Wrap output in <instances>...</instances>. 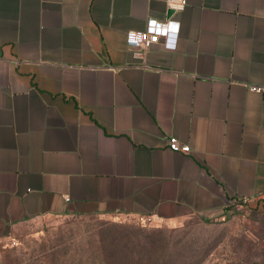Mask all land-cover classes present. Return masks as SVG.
<instances>
[{"label":"crops","instance_id":"0c3cea01","mask_svg":"<svg viewBox=\"0 0 264 264\" xmlns=\"http://www.w3.org/2000/svg\"><path fill=\"white\" fill-rule=\"evenodd\" d=\"M0 0V244L51 216L264 235V0ZM148 18L177 34L144 57ZM175 136L189 153L172 151Z\"/></svg>","mask_w":264,"mask_h":264},{"label":"rangeland","instance_id":"374dc122","mask_svg":"<svg viewBox=\"0 0 264 264\" xmlns=\"http://www.w3.org/2000/svg\"><path fill=\"white\" fill-rule=\"evenodd\" d=\"M234 210L221 220L176 229L139 217H46L20 225L0 244V264H81L95 254L101 237L123 229L158 232L168 252L188 264H264V235L252 230L243 211Z\"/></svg>","mask_w":264,"mask_h":264},{"label":"trees","instance_id":"16d2710c","mask_svg":"<svg viewBox=\"0 0 264 264\" xmlns=\"http://www.w3.org/2000/svg\"><path fill=\"white\" fill-rule=\"evenodd\" d=\"M168 252L164 238L158 232L143 230L133 233L120 230L104 235L98 241L92 258L81 264H188L185 257L178 261Z\"/></svg>","mask_w":264,"mask_h":264},{"label":"built area","instance_id":"2783aa9c","mask_svg":"<svg viewBox=\"0 0 264 264\" xmlns=\"http://www.w3.org/2000/svg\"><path fill=\"white\" fill-rule=\"evenodd\" d=\"M167 9L173 10V13L182 11L186 6V0H165ZM171 19L168 21H158L154 18H148L144 30H130L126 33V45L132 50L136 58L144 57L146 51L152 44L159 42L160 38H165L171 34H177V30L171 27ZM249 90L254 92L264 91V82L261 84H251ZM167 147L172 151L189 153L190 146L180 143L175 136H170L167 140Z\"/></svg>","mask_w":264,"mask_h":264},{"label":"water","instance_id":"95a60500","mask_svg":"<svg viewBox=\"0 0 264 264\" xmlns=\"http://www.w3.org/2000/svg\"><path fill=\"white\" fill-rule=\"evenodd\" d=\"M172 12H173V10L169 9V10L167 11V16L171 15Z\"/></svg>","mask_w":264,"mask_h":264}]
</instances>
